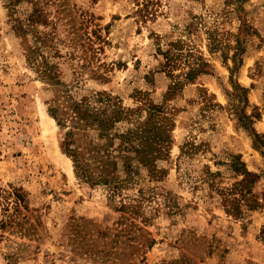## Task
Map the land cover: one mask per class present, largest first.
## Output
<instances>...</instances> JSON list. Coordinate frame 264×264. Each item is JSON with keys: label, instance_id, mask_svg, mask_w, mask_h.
<instances>
[{"label": "rangeland", "instance_id": "obj_1", "mask_svg": "<svg viewBox=\"0 0 264 264\" xmlns=\"http://www.w3.org/2000/svg\"><path fill=\"white\" fill-rule=\"evenodd\" d=\"M62 1L66 21L52 45L63 80L77 94L106 90L127 107L146 98L166 104L171 152L161 177L143 169L115 197L79 178L49 111L55 88L28 61L9 0H0V187L8 204L0 264H264V153L241 120L250 116L264 135V0ZM145 2L151 15L141 11ZM45 8L55 17L57 5ZM238 40L246 50L235 61ZM169 51L177 57L171 72ZM200 62L209 71L187 80ZM236 84L248 89L247 104ZM230 153L262 175L254 188L261 205L245 206L241 217L203 179L209 164L224 172L219 186L231 185L236 178L215 163ZM123 202L133 207L125 212Z\"/></svg>", "mask_w": 264, "mask_h": 264}, {"label": "trees", "instance_id": "obj_2", "mask_svg": "<svg viewBox=\"0 0 264 264\" xmlns=\"http://www.w3.org/2000/svg\"><path fill=\"white\" fill-rule=\"evenodd\" d=\"M236 1L242 4L246 0ZM64 2L9 0L8 6L16 22L15 28L24 38L28 61L55 88V97L50 101L49 111L65 129L62 148L72 157L76 175L92 185H105L115 197L122 193L129 182L137 180L136 176L144 172L143 169L152 177L163 175L166 168L161 163L171 152L174 119L166 104L147 98L136 107H127L121 98L106 90L82 94L74 92L73 85L62 78L59 62L56 61L60 51L54 52L55 47L52 45L60 23L66 21V8H62ZM46 4L57 5L55 17L45 8ZM148 7V2L141 7L146 16L152 14ZM48 25L52 27L50 30L41 27ZM249 27L245 24L243 29L247 31ZM74 39L75 37L71 38V45ZM236 48L235 61L242 59L246 46H243L242 40H238ZM165 55L166 66L171 72L177 66L174 64L177 57L170 51ZM209 66L208 62H200L198 66H191L184 75L187 80L193 81L199 74L207 73ZM179 84L181 80L175 82L168 93L176 94ZM236 87L244 91L247 104L248 89L240 84H236ZM241 120L255 146L263 148L261 151L264 153V135L254 127L255 121L245 114L241 116ZM188 145L187 142L185 147ZM193 148L196 146L191 143V149ZM215 163L217 166L225 165L236 178L229 186H219L215 177L224 172L214 170L209 164L204 166L206 175L203 179L213 190L215 187L228 213L241 217L245 206L255 209L261 205L254 188L262 175L248 168L241 153H230L225 160ZM2 195L3 188L0 187V210H7L8 204L3 201ZM14 195L16 204L24 202L20 188H15ZM132 207V203L123 202L121 209L128 212ZM5 222L2 221V227H6Z\"/></svg>", "mask_w": 264, "mask_h": 264}, {"label": "bare ground", "instance_id": "obj_3", "mask_svg": "<svg viewBox=\"0 0 264 264\" xmlns=\"http://www.w3.org/2000/svg\"><path fill=\"white\" fill-rule=\"evenodd\" d=\"M46 116L48 117L47 119V122H50V123H54L55 124V121H54V119L53 118H51L50 116H49V114H46ZM47 125V124H46ZM50 125V124H49ZM55 126H56V124H55ZM55 130V129H54ZM54 132V131H53ZM60 152V151H59ZM64 155V154H63ZM65 156V155H64ZM67 158V157H66ZM66 160H68V167H69V169H70V171H73L72 169V162H71V160L69 159V158H67Z\"/></svg>", "mask_w": 264, "mask_h": 264}]
</instances>
